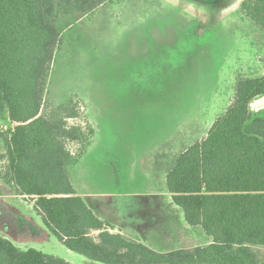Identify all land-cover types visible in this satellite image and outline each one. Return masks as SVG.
<instances>
[{"label":"rangeland","instance_id":"374dc122","mask_svg":"<svg viewBox=\"0 0 264 264\" xmlns=\"http://www.w3.org/2000/svg\"><path fill=\"white\" fill-rule=\"evenodd\" d=\"M242 1L217 0L213 7L189 0H105L86 15L56 13L60 45L45 80L42 113L54 119L57 107L74 105L69 108L78 118L67 123L80 127L84 139L69 146L78 156L67 168L71 185L98 206L101 219L156 253L167 254L166 244L182 243L185 234L199 240V228L185 223L167 192L172 160L224 114L238 78L263 74L264 31L242 16ZM249 112L264 116V96L250 102ZM11 126L0 119L3 135ZM4 161L0 178L7 185ZM7 189L9 198L0 187V223L12 221L13 209L26 215L25 224L9 233L17 247L69 264H100L65 248L29 201L11 185ZM250 248L264 263V248Z\"/></svg>","mask_w":264,"mask_h":264},{"label":"trees","instance_id":"16d2710c","mask_svg":"<svg viewBox=\"0 0 264 264\" xmlns=\"http://www.w3.org/2000/svg\"><path fill=\"white\" fill-rule=\"evenodd\" d=\"M105 0H0V119L10 131L3 142L2 178L29 201L43 227L69 251L100 264H264L251 246L264 248V116L249 112L264 96V74L238 78L224 114L205 137L172 160L165 184L185 223L211 239L193 253L164 255L125 238L100 219L73 189L67 168L78 162L69 146L84 139L57 107L42 113L43 92L55 47L58 10L86 15ZM242 16L264 31V0H243ZM60 45V44H59ZM81 156V155H80ZM0 264H69L0 236Z\"/></svg>","mask_w":264,"mask_h":264},{"label":"crops","instance_id":"0c3cea01","mask_svg":"<svg viewBox=\"0 0 264 264\" xmlns=\"http://www.w3.org/2000/svg\"><path fill=\"white\" fill-rule=\"evenodd\" d=\"M189 1L194 2V3H197V4H200V5H212L214 7L215 1H217V0H215L214 2H211V3H202V2L192 1V0H189ZM263 74H264V70H263ZM253 78H256V77H253ZM83 154H84V152H83ZM3 155H4V149H3V145H2V146H0V157H2ZM4 162H5L4 161V158L2 157V160L0 161V167H1L2 164H4ZM0 187L3 190L6 191V194H7L8 198H9L10 197V193H9V191L7 189V185H5V184L2 183L1 178H0ZM1 197H4V195L2 193H0V199H1ZM81 197L83 198V200L85 201V203L87 204V206L98 216V214L95 212V209L99 211V209L97 208L98 206H96L95 204L89 205L86 202L85 198L83 196H81ZM6 204L11 209L14 208L12 205H9L8 203H6ZM12 211H15V213L12 212V218H13L12 221H7L5 223L4 222H1L3 224L0 223V236L1 237H4L6 239H9V240H11L13 242L12 238L9 236V233H10V231L13 230L14 227L18 228L17 225L20 226L22 224L23 225L25 224L26 215L23 214V213H21L17 209H13ZM116 229H118V228H116ZM19 230H21V229H19ZM119 230L121 231V234L125 237V235L122 233V230L121 229H119ZM198 230L200 231V233H198V236H199V240L198 241L197 240L188 239L187 238V235L188 234H185L186 235V239L182 243H178V244H176V243L175 244L174 243L173 244L167 243L166 244L168 246L167 250L168 249H171V250H168L169 252H166L167 254H164V255H171V254H176V253H177L176 255L185 254V253H187V254L188 253H193L198 248H203V247L208 246L210 244V242H211V239L208 236H206L200 228ZM188 236H190V235H188ZM125 238H127V237H125ZM127 239H129V238H127ZM132 241L139 242V240H137V239L132 240ZM260 250H263V249H260ZM254 257H255V255H254Z\"/></svg>","mask_w":264,"mask_h":264},{"label":"water","instance_id":"95a60500","mask_svg":"<svg viewBox=\"0 0 264 264\" xmlns=\"http://www.w3.org/2000/svg\"><path fill=\"white\" fill-rule=\"evenodd\" d=\"M192 1L202 2V3H211V2H214L215 0H192Z\"/></svg>","mask_w":264,"mask_h":264}]
</instances>
